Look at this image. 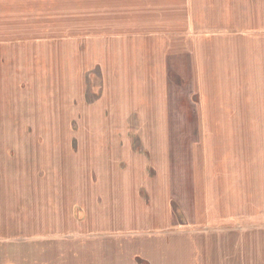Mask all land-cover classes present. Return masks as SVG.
I'll list each match as a JSON object with an SVG mask.
<instances>
[{
	"label": "crops",
	"instance_id": "crops-1",
	"mask_svg": "<svg viewBox=\"0 0 264 264\" xmlns=\"http://www.w3.org/2000/svg\"><path fill=\"white\" fill-rule=\"evenodd\" d=\"M187 2L191 17L185 10L174 27L153 23L155 16L147 12L146 27L105 33L97 65L101 104L131 130L83 143L99 165L93 170L98 180L83 194L98 200L94 208L88 200L76 211L73 140L63 150L58 137L46 135L32 144L23 136L17 138L19 155L14 148L6 156L0 151V264H235L225 254L236 247L230 240L213 236L204 248V230L182 224L173 205L182 209L193 190L213 203L217 184L238 189L234 183L242 180L225 184L214 173L219 151L231 147L233 154L243 137L215 144L204 134L199 144L195 134L194 143H186L187 118L181 122V102L172 105L170 88H264V48L251 47L264 45V27L245 33L240 17L245 1L221 0L225 9L217 8L211 19L223 30L203 32L196 15L200 3ZM170 123L177 125L175 132L170 127L168 132ZM61 172L65 180L58 178ZM200 203L192 201L193 210ZM193 219L203 221L205 215L195 212Z\"/></svg>",
	"mask_w": 264,
	"mask_h": 264
},
{
	"label": "rangeland",
	"instance_id": "rangeland-1",
	"mask_svg": "<svg viewBox=\"0 0 264 264\" xmlns=\"http://www.w3.org/2000/svg\"><path fill=\"white\" fill-rule=\"evenodd\" d=\"M244 1L241 29L256 33L254 30L264 27V0ZM195 2L200 3L196 15L201 31L223 30V24L211 17L216 18L217 8L220 11L226 5L221 0ZM210 2L216 10L210 8ZM188 7L187 0H0L1 155L6 156L9 148L19 155L21 140L17 138L23 136L32 144L46 135L58 137L63 150L73 140L75 206L76 211H81L83 202L88 205L90 200L83 194L90 189V182L98 180L93 170L99 166L94 164L98 162L95 158L89 157L90 152L84 150L83 143L99 138V134L131 130L127 124L119 123L120 117H111L113 112L101 104L103 88L97 86V65L99 52L106 44L105 33L146 27L147 12L155 16L153 23L161 25L163 21L174 27L177 20L184 18ZM189 15L190 12L188 18ZM251 47L264 48V45ZM170 97L172 105L179 106L181 102V122L187 118L186 143H194L195 134L199 140L207 134L215 144L219 139L230 142L236 136L243 137L242 147H233V154L231 147L219 151L214 177L226 181L225 184L233 185L234 180L244 183L235 181L238 189L217 184L213 203L208 194L190 191L183 208L174 204V211L182 224L187 227L195 224L204 230L200 233L204 248L210 245V237L215 240L219 237L222 238L219 241L230 240L236 246L234 251L225 253L231 255L229 261L242 264L243 251L249 247L244 254L248 257L246 264H264V88H170ZM183 101L186 109L182 108ZM129 111V107H123V112ZM169 127L172 133L177 125L170 123L168 132ZM181 128L184 129L182 125ZM141 129L148 130L149 126L141 125ZM190 153L194 157V152ZM226 167H233L230 170L234 172H228ZM49 175L52 174L46 177H53ZM64 175L61 172L58 178L65 180ZM92 192L97 193L98 188ZM92 200V206L97 204L98 200ZM196 200L201 203L195 211ZM195 212L199 218L204 214L205 220H194ZM204 255L208 259L209 251L204 249Z\"/></svg>",
	"mask_w": 264,
	"mask_h": 264
}]
</instances>
